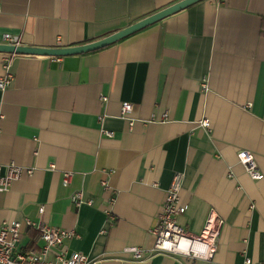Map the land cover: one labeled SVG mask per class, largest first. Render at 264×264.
Here are the masks:
<instances>
[{"label": "crops", "instance_id": "1", "mask_svg": "<svg viewBox=\"0 0 264 264\" xmlns=\"http://www.w3.org/2000/svg\"><path fill=\"white\" fill-rule=\"evenodd\" d=\"M182 1L0 0V44L80 47ZM9 74L0 165L33 170L0 193V223L22 224L19 248L43 245L32 222L73 231L68 248L93 264L264 263V0H203L82 55L0 53V78ZM241 151L262 180L247 173ZM177 174L186 209L177 222L203 240L208 225L218 231L214 259L133 262L124 250L154 247L151 230ZM80 191L93 205L72 202Z\"/></svg>", "mask_w": 264, "mask_h": 264}, {"label": "built area", "instance_id": "2", "mask_svg": "<svg viewBox=\"0 0 264 264\" xmlns=\"http://www.w3.org/2000/svg\"><path fill=\"white\" fill-rule=\"evenodd\" d=\"M6 44L20 45L18 40L13 38L7 39ZM11 83L12 75L10 74L0 78V91H5ZM105 100L103 99V101ZM132 112V104L125 103L122 107L121 116L125 120H130ZM201 125L206 129L210 127L209 121H204ZM130 126L133 127L134 123L131 122ZM107 136H112V133H107ZM239 157L241 164L254 180L263 179V175L258 171L250 153L241 151ZM50 168L55 169V166L51 165ZM25 174L31 176L33 170L19 167L14 162L0 165V193L9 192L13 184L20 181ZM73 177L72 172L64 173L63 186L69 187ZM183 182V175H175L166 191L163 207L158 213L157 224L151 230V234L156 239L154 247L151 250L140 247H129L124 250V254H127L133 262L146 261L155 254H173L192 260L212 261L214 259L217 251L218 231H211L212 226L208 225L205 230L212 237L203 240L192 237L188 230L177 222V218L186 212V209L181 206L180 197ZM101 187L105 190L108 189V182L103 181ZM72 202L76 206L93 205V201L87 199L83 191L75 193ZM222 224L221 221L219 225ZM27 227L40 233L43 245L39 248H19L22 231L21 223H0V264H93L87 255L68 248L67 242L76 237L73 231L32 222H28ZM244 264L264 263H256L246 257Z\"/></svg>", "mask_w": 264, "mask_h": 264}, {"label": "water", "instance_id": "3", "mask_svg": "<svg viewBox=\"0 0 264 264\" xmlns=\"http://www.w3.org/2000/svg\"><path fill=\"white\" fill-rule=\"evenodd\" d=\"M203 0H184L168 9H165L135 25L128 27L127 29L116 33L106 39L101 41H97L95 43H91L88 45L74 47V48H66V49H40V48H33V47H25V46H15V45H6L0 44V53H7L12 55H19V56H48V57H66V56H73V55H82L90 52H94L105 47H108L112 44L117 43L118 41L127 38L139 31L144 30L147 27H150L161 20L179 12L187 7L194 5Z\"/></svg>", "mask_w": 264, "mask_h": 264}]
</instances>
